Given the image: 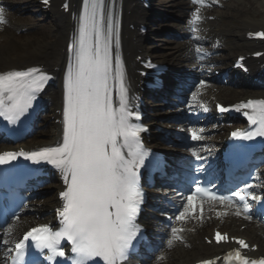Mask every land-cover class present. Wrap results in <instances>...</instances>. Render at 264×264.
Masks as SVG:
<instances>
[{"label":"snow or ice","instance_id":"snow-or-ice-1","mask_svg":"<svg viewBox=\"0 0 264 264\" xmlns=\"http://www.w3.org/2000/svg\"><path fill=\"white\" fill-rule=\"evenodd\" d=\"M202 2L193 0V3ZM198 12L197 9L190 21L194 30L201 19ZM4 22L0 10V23ZM255 35L264 38V32ZM118 42L114 20L111 12L105 11L104 0H84L78 33L69 45L71 56L64 76L62 144L39 151L0 153V165L20 157L35 164L46 162L59 171L66 185L60 193L63 206L57 209L62 227L52 230L48 225H38L25 232L23 239L15 243V255L10 257L12 264H22L29 240L41 254L48 253L49 261L66 256L61 242L67 241L75 257L72 264H90L97 259L103 264H122L140 232L136 224L143 199L139 179L148 155L142 148L140 134L146 129L134 122L140 119V114L129 106L120 57L113 53V44ZM197 51L203 50L197 48ZM50 79L52 77L36 67L0 73V117L16 123L32 108L33 101ZM114 91L118 99H114ZM195 96L193 93V98ZM249 107L252 112L245 110L243 114L257 126L255 131H235L233 137L246 140L264 137V100H249L235 110ZM219 110L230 109L219 106ZM191 139L199 141L202 135L193 130ZM192 155L197 160L204 159L195 149ZM250 189L251 185H245L242 191L218 195L214 190L197 186L175 218L182 221L190 211L195 213L198 194L229 205H235L236 198L246 201L250 197L252 201L261 202V197ZM236 206V215H240L239 205ZM249 210L250 205L245 202L243 212L249 213ZM181 231L171 228L169 246L174 240L182 239L178 235ZM215 238L217 242L229 239L220 232ZM232 239L241 247H248L243 239ZM9 242L3 241L5 245ZM232 256L233 253H228L225 260ZM234 256L240 264H264V257L250 261L239 249ZM200 264H216V260H204Z\"/></svg>","mask_w":264,"mask_h":264},{"label":"bare ground","instance_id":"bare-ground-1","mask_svg":"<svg viewBox=\"0 0 264 264\" xmlns=\"http://www.w3.org/2000/svg\"><path fill=\"white\" fill-rule=\"evenodd\" d=\"M20 3L22 1L25 2H33V0H19ZM61 0H55V6L51 10V18L52 21V30L47 31L46 33L41 34H24L23 36L18 37L19 35L16 33L15 30L24 28V20L29 22H34L37 19L34 18L32 20H29L25 16L21 19L22 24L16 22L19 21L18 19H14L11 17L12 12L11 9L14 7V1H8L3 0L4 3L1 4V6L5 7L7 6V9L0 8L2 10L3 15L5 19L10 20L11 22L9 25L10 27L5 23H0V36L3 37L2 41L0 42V70H9V69H15V68H25L28 66H36L40 65L42 66L46 72H50L54 75L53 83L54 85L51 86L48 89L47 97L50 98L51 103V112L54 113V109H57V107L60 104L61 101V82L60 77L64 72L65 64H66V52H67V45L70 39V34L75 28V22L76 19L71 13H63L60 11V9L57 7V3H60ZM75 6L80 5L81 0H71ZM109 3H112L113 10H116L118 14V23H119V42L118 47H116L117 54L122 57L125 56L126 66L128 70V76L133 80L132 86L136 82L137 76L133 74V69L136 67V63H134L133 58L136 56V54L145 55V53H153L152 46L147 47L146 40L147 37L143 36L140 31L135 28L137 24L144 23L145 21L150 20V14L144 10V8L141 7L140 3L141 0H107ZM230 1V0H228ZM248 2L247 0H245ZM177 5H183V2L179 1L176 2ZM250 6H261L264 7V0H250L249 1ZM21 6H19V9ZM237 5L235 9H237ZM75 10V7L72 9ZM233 12V10H232ZM242 12V10H241ZM254 16L246 15L243 17V26L241 37L244 36V34L247 32L249 28L262 26L264 27V9L263 13L257 12L256 9L253 10ZM227 13V12H225ZM230 14V13H227ZM261 16L262 18H260ZM131 24H134V28L132 29ZM245 30V31H244ZM17 40L20 42V47L24 50L20 49H13V43ZM16 44V43H15ZM14 44V45H15ZM155 45H160L158 43H155ZM120 46V48H119ZM30 48V50L26 49ZM123 51V54H121ZM164 52L162 55L165 59L169 58L172 59L173 56L165 54ZM228 59V58H227ZM48 69V70H47ZM246 90L243 92V94H246ZM210 95H217L219 97H223V92L215 93L213 90H210ZM194 101H192L191 104H193ZM54 129L52 130V134L50 138H54L56 133L58 132V126L57 124H54ZM46 203V204H45ZM37 204L41 205H33V208L36 210H45L48 208L49 203L47 201H40ZM42 214V213H41ZM50 217V216H49ZM47 217L46 219H48ZM31 216L21 217L18 219L17 225L11 228V234L8 237L9 240H11L12 237L16 236L22 229L29 224ZM43 220L42 218L37 219V221ZM231 224H237V218L235 216L230 217L229 219H226L223 222V226L229 228L228 223ZM218 222L214 219H209L207 222H204V227H209L211 225L217 224ZM199 223H196L192 227L198 228ZM231 227V226H230ZM257 232H259V229H255ZM201 233L197 230L192 231L189 230L187 233V239L189 243V247L185 248V251L183 252L181 249H178V247L174 246L175 248L173 251H168L169 256V262L168 264H190L193 260H198L200 257H204L207 253V249L203 244L201 249L199 247H195L193 245L195 239H199V236ZM255 240L258 239V237H254ZM260 246L262 245V249L264 248V240H260ZM183 247V246H181ZM156 264H164L156 262Z\"/></svg>","mask_w":264,"mask_h":264},{"label":"rangeland","instance_id":"rangeland-1","mask_svg":"<svg viewBox=\"0 0 264 264\" xmlns=\"http://www.w3.org/2000/svg\"><path fill=\"white\" fill-rule=\"evenodd\" d=\"M18 2V1H17ZM23 5V7H24V10H25V13H23L22 14V16H31L33 13H31V10L32 11H34V10H36L37 9V7L36 6H34L33 5V3H24V4H22ZM34 15H36V14H34ZM34 15H32V16H34ZM42 20V19H41ZM46 21V20H45ZM44 20H43V22H45ZM236 24V21H234V20H232L231 21V23H230V25H235ZM45 26H46V28L44 29V30H40V33H46L47 31L49 32V31H51L52 30V26H50V25H46L45 24ZM160 27H158V25H156V26H154V30H157V29H159ZM160 30H161V28H160ZM162 31H166V29L164 30V29H162ZM161 46H164L163 44L161 45ZM161 51H166L165 49H163V48H161L160 49V51H156L159 55L162 53Z\"/></svg>","mask_w":264,"mask_h":264}]
</instances>
